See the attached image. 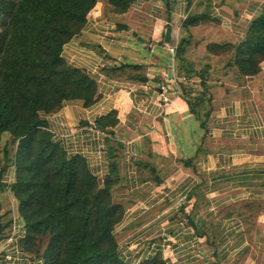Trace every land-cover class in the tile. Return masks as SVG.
I'll return each mask as SVG.
<instances>
[{
    "label": "crops",
    "instance_id": "1",
    "mask_svg": "<svg viewBox=\"0 0 264 264\" xmlns=\"http://www.w3.org/2000/svg\"><path fill=\"white\" fill-rule=\"evenodd\" d=\"M211 2L218 21L184 29L206 0H133L125 13L97 0L63 56L97 80L98 99L41 114L55 141L69 155L84 156L100 181L110 173V149L118 155L121 180L112 197L125 206L115 235L126 264L157 255L168 264H264V63L258 75L241 76L224 63L227 55L206 50L243 41L264 0ZM182 37L192 40L189 62L211 67L209 88L199 77L191 82L192 94L204 99L200 116L179 85L185 80L175 49ZM120 67L125 75L108 73ZM160 84L170 85L169 102ZM112 111L119 123L102 127L98 120ZM14 180L10 168L4 181ZM25 236L7 187L0 192V264H43L24 251Z\"/></svg>",
    "mask_w": 264,
    "mask_h": 264
},
{
    "label": "trees",
    "instance_id": "2",
    "mask_svg": "<svg viewBox=\"0 0 264 264\" xmlns=\"http://www.w3.org/2000/svg\"><path fill=\"white\" fill-rule=\"evenodd\" d=\"M106 1L118 13L127 12L133 2ZM211 1L206 0L205 11L189 14L182 27L216 20L208 11L213 7ZM96 3L0 0V192L8 187L18 200L26 229L22 247L43 264H126L115 235L125 206L112 197L121 180L118 155L110 149V173L100 181L84 156L69 155L55 141L41 117L59 111L69 101L83 100L90 106L98 99L97 80L63 56L64 46L82 32ZM192 47L191 38L182 37L175 55L185 80L179 84L182 93L189 95L191 110L199 115L204 99L192 94L191 82L196 76L203 88H209L211 67L206 64L196 69L189 62ZM206 50L227 55L226 65L241 76L258 75L264 63V5L251 20L243 41L212 43ZM123 70L111 68L108 73L123 76ZM107 122L119 123L116 111L98 120L104 128ZM202 126H206L205 119ZM6 133L9 140L3 145ZM10 168L15 169V180L6 184L4 177ZM140 264L168 263L157 255Z\"/></svg>",
    "mask_w": 264,
    "mask_h": 264
},
{
    "label": "built area",
    "instance_id": "3",
    "mask_svg": "<svg viewBox=\"0 0 264 264\" xmlns=\"http://www.w3.org/2000/svg\"><path fill=\"white\" fill-rule=\"evenodd\" d=\"M159 87H160V89L162 91V99H163V101L169 102L170 101V97H169L168 91H169L170 85L169 84H160ZM12 240H13V237L8 238L6 244L11 243ZM3 248H4V245L0 247V254H1ZM5 257L7 259H11V255H9L7 253H6Z\"/></svg>",
    "mask_w": 264,
    "mask_h": 264
},
{
    "label": "rangeland",
    "instance_id": "4",
    "mask_svg": "<svg viewBox=\"0 0 264 264\" xmlns=\"http://www.w3.org/2000/svg\"><path fill=\"white\" fill-rule=\"evenodd\" d=\"M242 6H243V8H247V7H248V5H245V4H242ZM247 9H248V8H247ZM227 58H228V57H226V59H224V63L227 62ZM262 111H263V114H264V102H263V105H262ZM8 140H9V135L6 133V134L4 135V137H3V142H2V144L4 145L5 143L8 142Z\"/></svg>",
    "mask_w": 264,
    "mask_h": 264
},
{
    "label": "water",
    "instance_id": "5",
    "mask_svg": "<svg viewBox=\"0 0 264 264\" xmlns=\"http://www.w3.org/2000/svg\"><path fill=\"white\" fill-rule=\"evenodd\" d=\"M171 34H172V28L169 27V28H167L166 35H165V41H166V42H169V41H170V39H171Z\"/></svg>",
    "mask_w": 264,
    "mask_h": 264
}]
</instances>
